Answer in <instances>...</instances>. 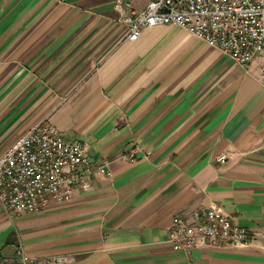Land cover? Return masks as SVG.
<instances>
[{"label": "crops", "instance_id": "0c3cea01", "mask_svg": "<svg viewBox=\"0 0 264 264\" xmlns=\"http://www.w3.org/2000/svg\"><path fill=\"white\" fill-rule=\"evenodd\" d=\"M148 1L0 0V157L51 123L105 170L41 212L0 204L5 260L264 264V58L243 68L171 25L126 39L118 18ZM212 204L252 243L174 250L176 217Z\"/></svg>", "mask_w": 264, "mask_h": 264}, {"label": "built area", "instance_id": "2783aa9c", "mask_svg": "<svg viewBox=\"0 0 264 264\" xmlns=\"http://www.w3.org/2000/svg\"><path fill=\"white\" fill-rule=\"evenodd\" d=\"M117 21L130 41L138 40L146 29L171 25L186 29L243 68L264 58V0H149L143 10L122 14ZM87 151V144L66 140L51 123L39 124L21 136L0 157V204L6 214L41 212L51 201L70 200L77 189L89 190L92 177L105 170L104 165L93 164ZM123 159L135 162L137 150ZM227 159V154L217 158L221 162ZM169 242L174 250L186 254L199 248H237L252 243L248 231L233 224L218 204L200 207L188 218L177 216ZM16 257L13 262L0 255V264L32 261L23 247Z\"/></svg>", "mask_w": 264, "mask_h": 264}]
</instances>
